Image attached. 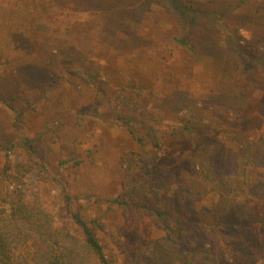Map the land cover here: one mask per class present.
Here are the masks:
<instances>
[{
	"label": "rangeland",
	"instance_id": "374dc122",
	"mask_svg": "<svg viewBox=\"0 0 264 264\" xmlns=\"http://www.w3.org/2000/svg\"><path fill=\"white\" fill-rule=\"evenodd\" d=\"M178 1L183 15L173 0H0V171L11 165L5 184L49 210L57 225L71 221L73 212L97 219L104 226L98 230L101 243L114 264H134L143 238L165 234L148 216H124L109 201L128 179L129 157L141 151L127 126L116 119L123 109L116 102L125 99L120 88L131 79L144 85L137 109L146 114L141 128L161 137L159 161L168 172L192 180L203 192L198 205H211L220 194L195 165L197 144L172 134L182 117L212 123L223 166L236 147L227 134L241 132L264 140V61L252 58L248 47L250 27L264 26L259 7L264 0H249L239 8L241 0ZM119 2L122 12L130 9L135 17L120 32L122 37L140 38V46L132 51L116 50L96 38L101 15ZM246 11L262 18H250ZM185 35L197 51L182 46L179 39ZM77 36L92 45L88 58L98 71L95 79L76 58L70 72L58 56L74 57L60 48L69 47L68 40ZM29 61H37L43 72L45 65L54 69L57 82L39 95L28 88L25 99L11 100L18 95L19 64ZM226 70L231 71L226 79L231 88L224 95L215 87L222 79L217 72ZM161 102L166 109L159 107ZM222 102L229 108L224 110ZM123 111L132 113L130 108ZM12 142L15 148L2 150ZM252 171L264 176L262 168ZM263 187L245 200L256 222L249 225L255 233H246V241H251L244 252L236 255L229 248L236 226L220 234L222 239L206 243L215 249L217 264H264ZM235 234L237 239L245 237ZM205 255H200L203 264Z\"/></svg>",
	"mask_w": 264,
	"mask_h": 264
},
{
	"label": "trees",
	"instance_id": "16d2710c",
	"mask_svg": "<svg viewBox=\"0 0 264 264\" xmlns=\"http://www.w3.org/2000/svg\"><path fill=\"white\" fill-rule=\"evenodd\" d=\"M173 2L183 15L182 4L178 0ZM248 2L241 0L236 6L239 8ZM120 6L119 2V5L101 15L102 23L98 26L96 38L116 50L132 51L140 46L136 43L140 38L122 37L120 32L135 17L130 9L122 12L124 10ZM259 7L264 10V1H260ZM246 15L262 18L260 13L253 11H246ZM254 25L256 29L250 27L252 35L248 47L252 58L264 61V26ZM179 42L187 50L197 51V46H193L186 35ZM67 43H70L69 47L58 48L66 49L74 57L59 54L61 62L68 66L70 72H74L73 59L76 58L95 79L98 71L88 56L92 46H89L90 41L77 36ZM45 66L43 72L37 61L19 64L20 77L16 83L18 95L11 100L25 99L28 88H31L30 94L34 92V95H39L46 91V87L54 85L57 82L52 76L54 69ZM217 73L221 74L222 79L216 82L215 89L226 95L231 88L226 84L231 71ZM143 89V84L138 85L135 79H131L119 91V95L124 94L125 101L116 102L123 107L116 119L127 126L141 151L129 157V166H126L128 179L124 181L122 191L109 201L119 206L124 216H148L165 234L159 238H143L140 249L135 253L134 264H203L200 255L204 256V253L206 264H217L219 258L212 252L215 249L206 247V243L222 239L220 234L228 233L229 228L235 226L237 229L232 232L229 248L239 255L251 241H246V233L248 237L255 233L253 226L249 231V225L256 221L249 216L253 210L245 200L262 191L264 176L259 177L252 169L262 168L264 171V140L252 139L241 132L227 134L229 143H235L236 147L229 151V163L223 166L218 158L220 143L213 134L212 123H202L199 121L201 117L199 120L182 117V124L171 128L172 134L185 136L197 144L193 156L195 165L202 177L211 182L214 189L218 188L216 190L220 194L217 199H211V205H198L204 198L203 192L196 189L192 180L175 177L168 172L159 161L161 137L151 135L150 130L145 133L141 128L146 114L143 110L137 113V109L142 102ZM132 103L134 107H130ZM223 105L224 110L230 106L227 103ZM159 107L166 109L162 102ZM124 108H130L132 113L124 112ZM151 128L155 129L153 126ZM15 147L16 143L12 142L1 148L9 151ZM135 164H139L137 169L133 166ZM10 167L8 163L0 171V264H114L113 257L106 253L101 243L98 230L104 226L97 219H85L73 212L71 221L57 225L49 210L27 200L19 189H11L5 184V174ZM235 232L245 237L237 239Z\"/></svg>",
	"mask_w": 264,
	"mask_h": 264
}]
</instances>
